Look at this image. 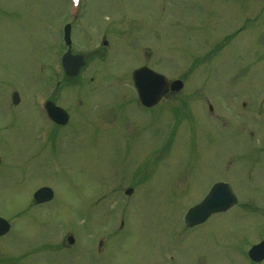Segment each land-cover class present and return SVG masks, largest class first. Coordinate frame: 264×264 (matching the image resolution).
Masks as SVG:
<instances>
[{
    "label": "rangeland",
    "instance_id": "rangeland-1",
    "mask_svg": "<svg viewBox=\"0 0 264 264\" xmlns=\"http://www.w3.org/2000/svg\"><path fill=\"white\" fill-rule=\"evenodd\" d=\"M68 1L73 5L80 0H0V101L12 110V93L24 94L21 107H15L16 117L22 114L20 121L9 125L15 127L13 137L5 133L6 125L0 127V155L38 156L33 152L36 122L29 125L25 114L31 110L27 106L32 105L30 95L39 85L31 78L30 64L34 60L42 67L53 64L67 21L76 25L75 51L84 54L87 63L77 77L58 75V89L51 79L48 92L61 99L64 92L67 97L75 93L72 124L91 122L82 138L70 139V162L62 152L57 153L62 166L72 171L70 181L66 175L52 179L54 167L39 173L56 194L58 190V201L49 211L33 209L45 220L41 224L25 219L17 222L16 230L0 241V264H243L236 246L245 243L249 248L264 239V213H257L264 204L256 203L264 198L260 194L264 190V3L83 0L78 14L68 12ZM73 16L79 21L73 22ZM106 30L113 38L104 34ZM86 33L93 38L86 40ZM37 52L41 55L35 56ZM103 59L108 61L106 67ZM144 64L171 81H183L182 89L167 94L154 113L141 111L128 90L133 71ZM39 73L37 80L45 76L46 69ZM107 76L108 82H102ZM18 79L21 84L16 87ZM100 92L111 97L98 108L92 104H97ZM123 130L134 137L126 148ZM184 145L185 157L190 151L191 161L184 160ZM12 159L18 163L16 156ZM40 167L33 164L26 170L32 169L35 177ZM5 173L0 176V213L8 218L7 214L18 212L19 197L28 200L26 190L20 196L10 191L13 187L29 189L35 182L27 183L20 168ZM179 174L178 189L166 186L167 179ZM86 181L89 199L81 185ZM214 181L235 187L238 203L232 210L237 215L219 214L191 231L184 224L182 232V211L200 202L199 192ZM72 182L81 187H71ZM130 186L134 188L133 206H122L116 219V197L121 200V192ZM90 190L95 193L93 199ZM102 194L105 200L95 206ZM8 199L17 206L13 210ZM66 226L78 234L81 247L84 231L104 230L103 234L96 232L104 254L98 257L81 247L71 253L48 250L52 235ZM170 253L174 260L166 257Z\"/></svg>",
    "mask_w": 264,
    "mask_h": 264
},
{
    "label": "water",
    "instance_id": "water-1",
    "mask_svg": "<svg viewBox=\"0 0 264 264\" xmlns=\"http://www.w3.org/2000/svg\"><path fill=\"white\" fill-rule=\"evenodd\" d=\"M138 77V79H140L141 81H142V84H144L145 86H146V84H145V82H146V80H154L155 78L158 80V81H161L160 79H158L157 77H156V75L155 74H153V73H151V72H149V71H147V70H142V71H138V72H136V78ZM147 83H149V81H147ZM138 85V84H137ZM162 85V84H161ZM138 87L140 88L141 87V84L140 85H138ZM150 87V86H149ZM142 88V87H141ZM143 94H145L144 92H143ZM210 203H212V202H210ZM211 204H209V206H210ZM206 208H207V206L206 207H201V206H199V207H197L194 211H193V215H197V214H199L197 211L199 210V212L201 213V214H204L203 215V218L201 217V218H196V219H192V221L194 222V221H202V220H204L205 219V217L207 216V214H206V212H207V210H206ZM205 212V213H204ZM264 246V245H263ZM264 249V247L263 248H261V250H263ZM263 255H264V253H263ZM263 255H261V256H263Z\"/></svg>",
    "mask_w": 264,
    "mask_h": 264
},
{
    "label": "flooded vegetation",
    "instance_id": "flooded-vegetation-1",
    "mask_svg": "<svg viewBox=\"0 0 264 264\" xmlns=\"http://www.w3.org/2000/svg\"><path fill=\"white\" fill-rule=\"evenodd\" d=\"M38 206V205H37Z\"/></svg>",
    "mask_w": 264,
    "mask_h": 264
}]
</instances>
